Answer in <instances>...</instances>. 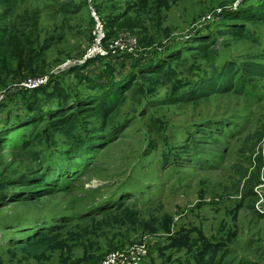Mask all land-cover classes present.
<instances>
[{
	"label": "rangeland",
	"instance_id": "rangeland-1",
	"mask_svg": "<svg viewBox=\"0 0 264 264\" xmlns=\"http://www.w3.org/2000/svg\"><path fill=\"white\" fill-rule=\"evenodd\" d=\"M6 1L0 36L9 32L13 49L10 61L0 55V138L11 111L29 112L28 80H52L35 94L41 101L56 88L106 98L114 90L120 107L108 127L115 140L59 193L20 185L72 162L58 131L34 128L0 150V264H103L139 244L150 251L143 264H264V78L244 71L229 91L175 101L216 69L234 70L233 80L260 62L264 0ZM100 26L108 54L87 62ZM117 40L130 50L113 48ZM152 65L172 81L145 74ZM44 230L50 237L38 242L48 248L27 252L23 243Z\"/></svg>",
	"mask_w": 264,
	"mask_h": 264
},
{
	"label": "trees",
	"instance_id": "trees-1",
	"mask_svg": "<svg viewBox=\"0 0 264 264\" xmlns=\"http://www.w3.org/2000/svg\"><path fill=\"white\" fill-rule=\"evenodd\" d=\"M0 3L3 7L10 6L8 5L9 2L6 0H0ZM257 19L264 24V6L260 8V14L257 16ZM237 33L240 34L241 38L244 40L253 39L248 31H244L243 34L240 31ZM12 42L9 32L6 31V33H2L0 36V55H6V61H10L9 55L11 49H13ZM197 43L199 44L198 48L202 50L200 55L202 61L214 66L217 59L214 52L208 50L206 45H201L204 42L198 41ZM255 43H257V41ZM259 59L260 62H246L247 68L242 67L239 76L233 80L232 75L234 70L221 71L216 69L210 77L197 82L190 92L181 94L178 99L175 98V101L177 103L202 102L212 95L229 91L236 83L237 87L241 84L242 81L238 79L241 75H243V80L246 78L244 76V71L256 76L257 79L264 78V54L260 55ZM90 60H87V62ZM23 66V63L20 64L19 69ZM27 68L26 66L25 69ZM150 73H155V75L160 76L163 80H171L168 70L156 68L152 65L145 72V74ZM174 80L175 78H173V81ZM51 81L50 79L48 82L49 85L47 84L46 86L34 90L36 92L26 98L28 100L27 106L29 107V112L23 114V118L19 116L21 114L16 115L12 111L9 113L10 115H8L5 120L7 124L2 129L5 127H12V129L4 132L3 136L0 138V150L2 149L5 151L19 146L21 134L31 131L34 128L35 130L43 129L46 135L47 132L55 130L65 137L68 142V150L65 156L69 158L66 162L69 163L72 161L70 164L65 165L66 163L64 162L58 169H54V171L48 170L47 168V170L34 172L30 178H22L20 181L21 187H24L29 192L40 195H53L59 193L61 189L71 184L70 182L80 179L82 174L85 173L82 171L86 167V163L95 159L99 151L115 140L117 130L113 132L108 127L110 119L117 113L120 107V96L115 97L113 94L114 90L111 91L110 97L106 98L105 94L101 93L82 94V92H78L72 95L64 89L56 88V90H52L42 101L39 100L35 94L37 92H46V88L51 86ZM115 90H117V88H115ZM39 104L44 105V107L42 106L44 110L41 111ZM35 113L37 117H33ZM40 116L48 117L49 119L43 118L39 124L41 126H38L36 121ZM93 119L101 123L93 126L91 123ZM37 126L39 129L36 128ZM52 137L53 135H49V138ZM2 200H4V198L0 196V202ZM5 206L6 205H4V207ZM51 232V230L42 231L35 240L31 239L24 242L23 247L27 252L33 255L45 251L50 241L39 244L38 240L40 238L45 239L50 237L49 234H51Z\"/></svg>",
	"mask_w": 264,
	"mask_h": 264
},
{
	"label": "built area",
	"instance_id": "built-area-1",
	"mask_svg": "<svg viewBox=\"0 0 264 264\" xmlns=\"http://www.w3.org/2000/svg\"><path fill=\"white\" fill-rule=\"evenodd\" d=\"M98 40L96 41L95 45L91 48L92 50L88 53L87 56H85L84 60H90L95 58L96 55H105L108 54L103 46H102V39H104L105 34L103 27L100 26L98 29ZM131 44H136L137 40H131ZM120 44L123 45V49H129V46H127L124 42L121 40H117L114 47H119ZM133 50V48H131ZM49 82V79L47 77L39 78V79H33L25 81L20 87L24 90H37L43 86H46ZM149 255V249L145 244H139L132 246L130 248H127L125 251H119L110 254L106 260L103 262V264H143L144 261L148 258Z\"/></svg>",
	"mask_w": 264,
	"mask_h": 264
}]
</instances>
